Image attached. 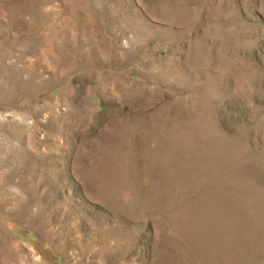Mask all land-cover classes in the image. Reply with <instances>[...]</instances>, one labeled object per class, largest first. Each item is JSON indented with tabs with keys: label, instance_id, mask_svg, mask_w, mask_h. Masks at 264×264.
<instances>
[{
	"label": "rangeland",
	"instance_id": "1",
	"mask_svg": "<svg viewBox=\"0 0 264 264\" xmlns=\"http://www.w3.org/2000/svg\"><path fill=\"white\" fill-rule=\"evenodd\" d=\"M0 264H264V0H0Z\"/></svg>",
	"mask_w": 264,
	"mask_h": 264
}]
</instances>
